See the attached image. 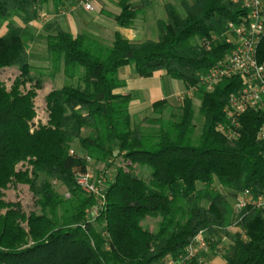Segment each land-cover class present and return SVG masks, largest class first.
Masks as SVG:
<instances>
[{
  "label": "trees",
  "instance_id": "1",
  "mask_svg": "<svg viewBox=\"0 0 264 264\" xmlns=\"http://www.w3.org/2000/svg\"><path fill=\"white\" fill-rule=\"evenodd\" d=\"M190 2L178 0L182 10L165 4L156 42L132 43L115 32L106 46L89 34L72 36L55 22L45 23V69L74 84L45 96L47 124L30 134L33 99L43 88L39 70L30 63L28 50L36 39L31 23L46 4L58 8L66 2L0 0V25L6 24L0 35V71L18 73L9 90L0 82V210L6 209L0 214V264L174 263L200 232L212 250L220 235L231 241L225 264H264V212L244 210L231 232L232 200L213 187L217 182L227 191L250 190L255 196L264 191V142L256 140L263 117L244 114L239 137L228 141L216 125L224 121L223 107L238 81L222 80L211 92L199 85V77L232 47L226 41L227 25L241 23L247 12L241 0ZM118 6L114 21L130 28L137 12L129 0H119ZM256 57L264 65V36ZM127 65L139 77L164 71L193 91L203 116L198 138L189 97L176 117L144 118L141 123L151 129L133 122L128 111L133 94L117 93L123 86L118 70ZM26 84L29 90L23 94L20 88ZM167 105L157 102L152 110L161 112ZM91 161L103 165L94 174L106 178L105 203L97 216L92 215L96 198L84 195L73 175L74 170L85 172ZM117 161L122 165L112 177ZM20 162L31 166L30 175L15 172ZM141 170L148 171L147 180ZM52 182L63 186L69 199ZM11 183L29 187L38 213L26 216L18 204L1 200ZM148 219L156 220L155 231L144 226Z\"/></svg>",
  "mask_w": 264,
  "mask_h": 264
},
{
  "label": "built area",
  "instance_id": "2",
  "mask_svg": "<svg viewBox=\"0 0 264 264\" xmlns=\"http://www.w3.org/2000/svg\"><path fill=\"white\" fill-rule=\"evenodd\" d=\"M76 1L84 11H94L92 0ZM241 3L247 12L246 18L239 24L229 23L226 29L228 36L226 41L232 44L231 49L209 69L207 74L199 77V85L204 86L207 92H211L222 80H237L238 87L229 93L222 110L224 121L216 125V131L228 141L236 140L240 135V118L246 113L253 112L263 117V123L256 132V140L264 142V65L259 63L256 57L257 48L264 36V0H241ZM35 129L34 123L31 131ZM73 173L80 190L96 198V208L93 209L92 215L97 216L105 203L106 178L102 175L97 177L89 167L83 173L75 170ZM227 195L232 200V224L228 229L236 227L238 218L244 210L264 212V191L257 196L250 190L228 192ZM209 250L210 241L205 232H200L176 262L167 259L159 264H190L194 259L197 260L196 264H204L198 257ZM213 252L222 255L225 250L217 245Z\"/></svg>",
  "mask_w": 264,
  "mask_h": 264
},
{
  "label": "crops",
  "instance_id": "3",
  "mask_svg": "<svg viewBox=\"0 0 264 264\" xmlns=\"http://www.w3.org/2000/svg\"><path fill=\"white\" fill-rule=\"evenodd\" d=\"M65 2L58 8H55L52 3L46 4L39 11L37 20L31 23L36 35L35 41L29 46L30 63L33 67H36L35 59L39 61L40 56H46L45 34L42 32L45 23L55 22L72 36L89 34L106 46L111 45L115 32L120 33L123 38L132 43L156 42L159 38L157 22L166 19L165 4L172 3L177 8V4L179 5L178 0H129L130 9L136 11L137 16L130 28H121L114 21V16L120 12L119 0H92L93 12L84 11L76 0H65ZM186 2L191 4L190 0ZM161 13L164 15L162 16ZM42 16L46 20L41 18ZM16 23L21 25L20 22ZM154 30L155 37H150L149 34L152 35ZM44 67L47 68L48 63ZM56 78L61 82L58 87L61 88L66 79L61 73H58ZM118 78L123 86L117 90V93L133 94V99L128 106L129 114L133 117L152 110L153 104L157 102L165 101L167 104H173L180 96L183 94L189 96L192 91L187 90L181 81L171 79L164 71H156L149 77H139L133 65L120 68ZM73 146L77 150V143ZM198 260L204 264H225L223 256L214 254L212 249L201 253Z\"/></svg>",
  "mask_w": 264,
  "mask_h": 264
},
{
  "label": "rangeland",
  "instance_id": "4",
  "mask_svg": "<svg viewBox=\"0 0 264 264\" xmlns=\"http://www.w3.org/2000/svg\"><path fill=\"white\" fill-rule=\"evenodd\" d=\"M177 6L181 9L180 5L177 4ZM161 15L163 16L164 13H161ZM16 22H19L16 20ZM6 31V24H2L0 25V35H3ZM151 32V31H150ZM150 37H155L156 32L154 30V32H152V35L149 34ZM31 45V44H30ZM29 51V50H28ZM42 54V52H40ZM45 55L46 56H40L41 59H35L34 61V65L36 66V68L39 70V78L42 79L43 81V88L41 90H37L36 91V96L33 99V109L35 112V116L31 121V125L35 123V128L36 130L38 129L39 126H43L47 124L48 121V112L46 109V104H45V96L48 92H50V90L52 89H60L58 87H60L61 82H59L56 78V74L50 75V69H44L46 66V63H48L49 66V58H47V52L45 49ZM17 71L13 70V69H3L0 71V82H2V80H6L5 83L4 81L2 82L6 89L9 90L10 86L14 80V78L17 75ZM65 84H74V81H67L65 80ZM64 84V85H65ZM63 85V86H64ZM29 84H26L24 87L20 88V91L25 94L28 90H29ZM62 86V87H63ZM191 98L193 101V111H194V118H193V124L195 126V131H194V138H198L199 135L201 134V130L203 127V116L199 114L198 110H199V106H200V101L198 100V98L194 95L193 91H190L189 96L186 94H183L182 96H180L178 98V100H176L173 104H168L167 107L163 108V110L161 112H156L153 110H149L148 112H146L145 114H141V115H136L133 117V122L135 123H140L143 129H151L152 127H150V125L148 124H144L141 123V121L146 118V119H156V118H162V119H168L169 117H171L170 115L173 114L175 117L179 115L180 113V108L182 107L183 104V99L184 98ZM31 129V128H30ZM33 131L29 130V133L32 134ZM122 164L117 161V163L115 164V166L113 168H111L110 173L112 175V177H114L115 175V168L117 166H121ZM89 168L94 171V173H99L101 170H103V165L101 164H95L93 161H91L89 163ZM28 172V174L30 175L31 173V166L28 165L27 162H20L16 165L15 167V172ZM140 177L143 180H147L148 179V171H144L141 170L140 171ZM98 177V174L96 175ZM100 177V175H99ZM52 186L55 188V190L61 194L63 196V198L65 200L69 199L70 196H66V190L64 189L63 186H61L59 183L56 182H52ZM201 186H199L200 188ZM213 187L217 190H219L222 193L225 192H230L227 191L226 189L220 187L218 185L217 182H215V184L213 185ZM84 194V193H83ZM69 195V194H68ZM86 195V194H84ZM1 200L3 202H5L6 204H18L21 208L22 213H24L26 216H28L31 212H37L38 213V209L35 206V202H34V198L31 194V191L29 189V187L26 184L23 183H11L10 185H8L4 190H2V198ZM6 212V209H1L0 210V214H4ZM62 213L61 211L58 212V215L60 216ZM144 226L148 227L150 230L155 231L157 229V225H156V220H151L148 219L146 220L144 223ZM97 230H100L102 228V226L100 225H96ZM21 227L27 231L28 227H27V223L26 222H21ZM231 232L235 231L233 230V228L228 229ZM233 230V231H232ZM220 244H218L222 249H224L225 251L228 250V247L231 245V241L227 238H225L223 235H220ZM221 256H224V254H222Z\"/></svg>",
  "mask_w": 264,
  "mask_h": 264
}]
</instances>
